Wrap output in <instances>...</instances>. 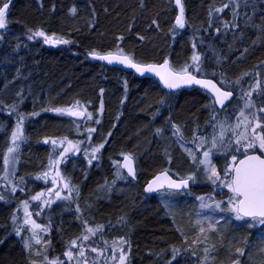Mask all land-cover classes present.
Instances as JSON below:
<instances>
[{
  "label": "trees",
  "instance_id": "16d2710c",
  "mask_svg": "<svg viewBox=\"0 0 264 264\" xmlns=\"http://www.w3.org/2000/svg\"><path fill=\"white\" fill-rule=\"evenodd\" d=\"M182 2L184 28L175 23L177 12L172 0H14L11 3L6 14V28L0 30V170L5 129L10 128L15 113L36 115L26 122L31 143L21 152V171L25 167L28 171H36L44 163L48 147L41 144L40 138L72 135L69 121L53 117L49 110L78 102L87 111L93 110L97 121L106 125L102 131L97 122L89 127L98 129L96 135L94 130L93 139L100 141L103 136L105 146L97 160L91 161L90 168L72 174L69 167L66 168L80 189V202L84 204L85 200L90 206L87 213L80 214L69 202L67 210L48 212L51 233L50 238H46L54 249L49 255L50 262L58 255L56 261L67 264L64 251L75 250L70 242L90 234L91 241L105 245L104 254L111 264H120L115 255L118 247L123 250L124 264H194L191 258L196 254V233L193 232L196 228L191 226L193 201L189 193L192 187L188 192L164 191L172 200L168 210L157 200L159 193L148 197L142 192L146 180L161 170H167L175 178L183 176L188 170V159L184 157L178 162L174 152H170L166 161L158 151L156 157L152 152L155 157L152 163L146 161L140 166L137 153L146 145L142 142L143 136L138 148L128 140V132L135 127L130 118L136 110L126 107L133 100L140 99L143 108L152 102L150 116L162 113L164 134L172 141L176 133L169 127L171 122L179 129L183 126L185 131H207L206 122L211 121L215 109L208 105L210 98L196 89L178 92L174 95L187 96V110L179 112L176 106L172 111L166 108L165 99L169 94H156L151 86L155 81L105 67L86 57L88 53L122 50L139 63H159L168 59L172 66L180 68L192 62L196 54L200 58V70L189 67L190 72L211 78L220 85L227 83L228 87L224 88L236 93L237 97L244 93L249 99L247 93L253 95L259 88L260 92L255 94H261L257 97V105L264 108V0H236L237 14L234 16L230 0ZM37 30L69 43L48 46L36 38L29 40L28 36ZM125 103L127 106L121 108L122 116L117 123L115 115ZM124 124L131 125V129L126 127L125 130ZM109 147L122 148L106 154ZM121 152L135 159L134 182L124 173L123 177L114 178L109 168L111 159L118 158ZM79 177L83 178L82 183ZM8 200L0 191V264H42L34 258L29 261L21 244L11 235L15 211L14 202ZM85 221L90 228H99L102 241L96 240L97 231L92 235L85 229ZM244 226L220 227L214 234L209 245V254L215 260L213 264H221L225 252L230 262L237 260V249H243L244 255L250 252L259 264H264V249L257 246L262 242L258 240L257 244ZM203 250L198 253L204 254ZM220 252L223 256L217 258ZM242 261L247 264V259L242 258Z\"/></svg>",
  "mask_w": 264,
  "mask_h": 264
},
{
  "label": "rangeland",
  "instance_id": "374dc122",
  "mask_svg": "<svg viewBox=\"0 0 264 264\" xmlns=\"http://www.w3.org/2000/svg\"><path fill=\"white\" fill-rule=\"evenodd\" d=\"M230 2L233 3L234 9L232 11V15L237 14V7H236V0H230ZM184 22L186 23L185 17ZM42 42H44L43 37H34ZM46 44V43H45ZM50 46H56V44H46ZM192 62L182 64L180 68H176L175 66H172V68L175 71H179L182 68H184L187 65H192ZM198 67H200V64L198 62ZM192 68V67H191ZM193 69V68H192ZM193 74H198L197 72H192ZM207 78V77H206ZM154 81V80H153ZM225 83V82H224ZM221 84V86L228 87V85ZM157 85V86H156ZM156 94L162 95L164 91H162L157 84V82H154V85L151 84ZM160 90H159V89ZM227 89V88H226ZM256 92H260V89L258 88ZM256 92L249 96V99H246L244 97V93H241V97L238 96V99L232 103L227 111H224L222 114H217L212 110V116L213 119L212 122L208 120L206 122V125H208V129L205 132L204 136H199L197 133V130H184L183 126H179L171 122L169 124V127L172 129L173 133H176L172 135V141H170V138L167 137L164 134L163 127L165 124V119L163 118L162 113H160L158 116L151 115V106L152 102H149L147 104V107L143 108L141 107V101L139 100H133L132 104H129L128 106L125 103L124 106H120V112H118L115 115V120H117V123L119 122L121 116H122V107H126L127 109L136 110V113L134 115H131V120L133 121V124L135 127L128 132V140L133 142L135 147L138 148L140 144V137L143 136L142 142H145V147L143 151H139L140 153H137V161L139 162L140 166L143 165L144 162L148 161L152 163L155 160V155L158 153L161 157H163L166 161L170 158V152H174L175 157L177 161L184 160V157L188 159V170L185 171V174L183 176H180L179 178H185L189 175L195 176V182L191 181V190L189 191L190 196L193 201V222L191 224L193 228V232L195 234V240H194V250L196 252L195 255H192V262L194 264H213L215 262L214 258L209 254V245L210 242L215 236L214 234L218 233V230L220 227L230 226L235 228H240V226H244L245 229L248 230V235H252L258 244V240L264 244V226L259 227H248V223H251L250 219L244 223V221H237L235 219V214L227 211L228 205L227 200L228 197L231 195L227 188H221L219 187V181H217L216 184H212L211 181L207 179V174L203 170V166L198 164V161L200 159H203V152L208 150L211 147V140L213 136L217 137V148L212 149V153L210 155L211 163L216 167L217 171L220 173L222 179H227L224 176V170L226 166L230 165L232 162H230L228 159L234 155H237V158L241 156V154L244 153L243 149L239 152L235 151L239 145L234 146L233 143L230 141L231 138L229 137V132H232L233 135L236 134L235 131H240L242 129L245 130V125L247 123L250 126L248 127V130L252 131L253 128L256 130H259L260 133L264 132V124L262 123L261 118L264 119V112L261 111V107H258L257 102L258 96L261 95L260 93L258 95H255ZM164 94V93H163ZM167 94V93H166ZM176 95V94H175ZM169 94V96H166L165 102H166V108L170 110H174L176 106L179 108V112H182L183 109L187 110V96L185 95H177ZM160 98V97H159ZM212 99V98H211ZM209 100V106L214 108L215 106L212 103V100ZM258 100V101H257ZM140 101V102H139ZM251 105L250 107H246V105ZM72 109L73 111H79L84 112V116L81 119H77L73 116H69L67 114H60L55 111V109ZM102 108V107H101ZM100 109V108H99ZM177 110V109H176ZM95 111V110H94ZM51 115L53 117H61L69 121L71 124L72 129V135L70 137L64 135L59 137H52L51 139H44L40 138L39 140L42 143H45V140H48L49 143H45L48 147L47 156L44 159V163L39 165L36 168V171H28L27 167L23 169V171L19 170V163H20V157L21 152L25 146H27L30 141V137L26 131V122L32 118H34L36 115H30L26 114L24 112L22 113H15L13 115V121L10 124V128L6 132L5 142H4V148L2 152V166L0 170V191L6 195V197L9 199L8 202H14L13 210L15 211L13 215V224L11 226V235H14L15 239L21 244V248L29 257V261H31L33 258L38 259V261L42 264H49L50 260V254L54 253L53 247H51L50 243L47 241L48 237L50 238V227L47 223L48 217L50 216L49 213L52 211L51 209H61V210H67L68 207L66 206V203L69 202L72 208L76 210L77 212H80V214L87 213V210L90 208V206L87 204V201L84 200V204L80 202L79 199L80 196V189L79 187L74 183V180L72 178L73 172H81L84 168L89 169L91 166V163L89 161H95L97 160L98 156L102 151L104 152L105 146L103 144V136H101V139L96 140L93 139V137L97 134L98 129L100 131L104 130L106 125L103 124V121L100 120V123H98L97 131L95 128V135L94 131L89 132V127L94 126L93 124L97 121V116L93 113V110L90 111L86 109V107L78 102H71L70 104L59 106L56 108H53L49 110ZM243 112V116L241 113ZM91 114V119H88V114ZM214 115V116H213ZM20 117H23V123H22V129H23V139L18 140L16 143L19 145L16 152L14 153L16 159L14 164H10L7 166V170H5V165L3 163V157L4 155H7V149L8 147L12 146V132L16 130V125L20 120ZM246 118V119H245ZM246 120V123H243V121ZM259 123L261 127L256 128V124ZM240 124V127L237 128L236 125ZM221 125H223L224 130V137H223V144L219 142V135L221 132ZM127 128L131 129V125H125L124 128L126 130ZM114 129L113 127H111ZM179 129V131H177ZM122 132V128L120 129ZM170 133V130L168 131V134ZM94 135V136H93ZM56 140L58 142L63 141V144H57L56 146H53L51 141ZM67 141H71L74 145L77 146V148L71 149L68 153L64 155L63 158H61L58 153H60L63 149V147H67ZM201 141H205L203 147H199L201 144ZM141 142V143H142ZM172 142V143H171ZM246 143V141H245ZM103 144V147L100 148L98 152L93 153V149L99 148L100 145ZM122 148V147H120ZM120 148H117L116 150L111 147L108 148V150L105 152L106 154H112V152L118 151ZM39 149V148H38ZM37 149V151H38ZM78 149V150H77ZM135 149V148H134ZM122 150V149H121ZM189 150L195 154L197 157V160L194 161L192 156L189 155ZM136 152V151H133ZM155 157H153V154ZM128 154L127 152H121L120 156L118 158H112L111 163L109 165V168L112 169V173H114V178L118 179V177H123L122 168L118 167L120 165L121 158ZM152 154V155H151ZM230 154L232 156H230ZM131 155V154H128ZM95 156V158H93ZM132 156V155H131ZM239 156V157H238ZM183 157V158H182ZM217 158L220 160V164L217 163ZM51 160H58L59 163L50 167V161ZM135 160V159H134ZM136 163V162H135ZM168 164H166L167 167ZM67 167H69L70 172L67 171ZM59 172V177H56V172ZM21 172V173H20ZM48 173V176L45 177L44 174ZM118 174V176H117ZM39 177V178H38ZM61 177L63 179H61ZM53 178L56 179V183L53 184L52 180ZM79 180L83 181V178L79 177ZM65 183H67L68 187H64ZM71 189V191H70ZM4 191V192H3ZM55 191H60V197L57 198L55 196ZM51 192V194H49ZM164 191L158 192L157 200L160 204H164L165 210H168V206L171 205L172 200L171 196H168L167 194L163 193ZM188 192V191H187ZM38 193H44L45 195L41 198L40 201L33 200L32 197L37 195ZM13 196L12 198H10ZM67 196V199H63V197ZM204 196L205 201L204 203L210 204L213 207L212 208H205L202 209L200 207L201 201L197 199V197ZM211 197V199H209ZM44 200H50V205H45L43 203ZM170 202V204H168ZM216 202H223L222 208H224V211L220 210H214V206ZM25 203H27V211L31 213V220H34L37 224L41 226V228H47L48 231H40L37 230L39 238L41 240L40 244H36L35 240L32 239L33 233L31 230L30 224H25V220L28 219L25 215ZM172 206V205H171ZM49 212V213H48ZM247 220V219H246ZM197 221H201L202 223H197ZM212 225L215 229L214 231L210 230L209 225ZM83 226L85 229L90 228L89 222L85 221L83 223ZM203 227L205 229L204 233L200 232V228ZM243 228V227H242ZM94 229V228H92ZM95 230V229H94ZM17 232H19V235H17ZM87 236H91L90 234H86ZM47 237V238H46ZM96 240L102 241L103 237L101 235V231H97L96 233ZM52 239V238H51ZM110 240V239H109ZM72 241H76V246L72 245ZM70 242V245L75 248V250H72V248H69L68 251H71L73 253V257L69 258L67 255H65L68 251H64V260H66L67 264H111L109 262V259H106V253L105 245L97 243V241H91V239L84 240L82 237L78 236L75 238V240H72ZM117 241V240H116ZM111 242H114V240H111ZM95 243V244H94ZM262 243L258 244L257 246L263 250L264 245L262 246ZM26 244H30L31 248L25 247ZM70 246V247H71ZM201 246V247H200ZM206 246V247H205ZM208 251L206 252L205 249ZM95 248L96 251H92V249ZM199 250H203L204 254H199ZM241 251H238V258L237 260H233L232 262L229 261V255L225 252L223 260L220 261L221 264H244L242 261V258L247 259V264H259L257 259L253 258V255L249 252L248 255H244L243 249H240ZM83 251L84 256H80L79 252ZM201 252V251H200ZM124 254V253H123ZM118 258L121 255V249L118 247L116 254ZM223 256V252L218 253L217 258H221ZM47 257V259H45ZM32 258V259H31ZM59 259L58 255L54 256L55 261L52 262V264H60L56 260ZM85 259V260H84ZM82 262V263H81ZM35 264V263H32ZM119 264V263H118Z\"/></svg>",
  "mask_w": 264,
  "mask_h": 264
},
{
  "label": "snow or ice",
  "instance_id": "6c2138e0",
  "mask_svg": "<svg viewBox=\"0 0 264 264\" xmlns=\"http://www.w3.org/2000/svg\"><path fill=\"white\" fill-rule=\"evenodd\" d=\"M2 3V7H0V30L6 28V14L9 8L10 0H0ZM176 4L180 5V15L176 17V25L179 28L185 27L184 22V15H183V6L181 5V0H176ZM227 7V5H225ZM75 12V9L72 10ZM216 11H221V9H217ZM34 37H43L44 43L46 44H56V43H69L67 40L58 39L54 37L47 36L44 31L37 30L32 35L28 36L29 40H32ZM195 47V45H193ZM93 56L100 60L108 61L109 63L118 62L121 64H125L129 67L135 68L137 72L143 74L144 72H154L157 76H159L160 80L163 82L164 86L168 89H176L181 87L182 85H202L205 89L210 90L216 96L217 102L223 107L224 102L228 100L232 93L230 91H221V88L217 87L215 83L210 80H200L197 79L195 75L192 74L188 70L189 67L194 68L195 71H199L198 62L199 56L194 54L192 57L193 64L187 65L179 71L173 70L167 60L164 61L162 65H139L133 62L132 58L125 55L122 50H118L117 53L109 52L106 55H99L97 53H92ZM259 87V84L257 85ZM247 95H251V93H247ZM251 105H246V107H250ZM57 113L60 114H67L69 116H84V112L73 111L72 109H55ZM264 112V108L261 109ZM243 116V112L241 113ZM88 119H91V114L89 113L87 116ZM23 117H20L19 122L16 125V130L12 132V146L8 147L7 155L3 157V163L5 165V170H7V166L10 164L15 163V155L17 148L19 145L16 143L18 140L23 139ZM246 119V118H245ZM99 123V121H96ZM250 126L249 124L245 125V131L240 132L236 136L235 143L239 145L235 149V151L239 152L241 148L244 151V157L242 159H238L237 156H232V163L226 166L224 170V176L227 178L222 179L220 173L217 171L216 167L211 163L210 155L212 153V149L217 148V137L213 136L211 140V147L203 152V159L198 161V164L203 166V170L207 174V179L211 181L212 184H216L219 181V187L227 188L228 192L231 194L227 200V211H230L235 214V219L237 221H244L246 219H250L251 223H248V227H259L264 226V132L256 133L255 128L252 129V136L251 138L247 135V129ZM221 127V132L219 135V142L223 144V137H224V130L223 125ZM237 128L240 127V124L236 125ZM261 127L259 123L256 124V128ZM94 131V129H89V132ZM179 131V129H177ZM246 141V143H245ZM45 143H49L48 140L44 141ZM53 146H56L58 143L63 144V141H51ZM205 141H201L199 147H203ZM68 146L63 147L62 151L58 153V155L63 158L66 153H68L71 149L77 148L71 141H67ZM103 147V144L100 145L99 148L93 149V153L98 152L100 148ZM258 149L260 154H249V150ZM78 150V149H77ZM189 155L192 156L193 160L196 161L197 157L194 153L189 150ZM95 158V156H93ZM125 163L123 165H119L118 167H122L127 169V173L130 176H135V171L133 167V159L131 155L124 156ZM58 160H51L50 167L58 164ZM91 163V161H89ZM45 177L48 176L46 172L44 174ZM56 177H59V172H56ZM39 178V177H38ZM61 179H63L61 177ZM189 181L195 182V176L189 175L186 179H181L179 182L173 180L170 176H168L167 172L162 173L161 175L157 176L147 187L146 191L153 192L159 189L167 188L169 189H182L187 188ZM57 181L53 178L52 183L55 184ZM64 187H68L67 183H65ZM71 191V189H70ZM51 194V192L49 193ZM44 193H38L34 197L33 200L40 201L41 198L44 196ZM55 196L57 198L60 197V191H55ZM68 197L65 196L63 199H67ZM198 200L201 201L200 207L202 209L205 208H212L213 206L207 203H204L205 197L200 196L197 197ZM211 199V197H209ZM43 203L45 205H50V200H44ZM223 202H216L214 206V210L224 211L225 209L222 208ZM25 207V215L29 217L25 220V224L31 225V230L33 233L32 239L35 240L36 244H40L41 240L39 238L37 230L40 231H48L47 228H41L39 224H37L34 220H31V213L27 211V203L24 205ZM197 223H202L201 221H197ZM210 230L214 231L215 229L210 224ZM97 229L88 228L87 231L92 235H95V232L98 231ZM200 232L204 233L205 229L203 227L200 228ZM19 235V232H17ZM82 239L87 240L89 236L85 235ZM120 243H126L125 241H120ZM72 245L76 246V241H72ZM25 247L31 248L30 244H26ZM92 251H96L95 248ZM207 252L208 250L205 249ZM237 251H241L237 249ZM65 255L69 258L73 257V253L68 251ZM80 256H84V252H79ZM175 258V257H173ZM47 259V257H45ZM120 264H124L125 256L123 254V250L121 249V255L119 257ZM52 264V262H49Z\"/></svg>",
  "mask_w": 264,
  "mask_h": 264
},
{
  "label": "water",
  "instance_id": "95a60500",
  "mask_svg": "<svg viewBox=\"0 0 264 264\" xmlns=\"http://www.w3.org/2000/svg\"><path fill=\"white\" fill-rule=\"evenodd\" d=\"M14 0H10V3H9V7L11 5V3L13 2ZM173 2V7L175 8L176 12H177V16L180 15V5H177L176 4V0H172ZM181 5L183 6V2L181 0ZM2 7V6H1ZM9 9V8H8ZM183 15H184V7H183ZM176 16V17H177ZM99 54V53H97ZM108 54V53H106ZM106 54H99V55H106ZM86 57L93 61V62H96V63H99L105 67H108V68H115V69H119L121 71H124V72H127V73H131L132 75H134L135 77L137 78H142V79H147V80H155L158 85L162 88V90L168 94H175V93H178V92H181V91H185V90H191V89H197L201 92H204L205 94L209 95L212 100H213V103L215 105V108L219 111H222L223 109L226 108V106L233 101V99L235 98V94L234 92L230 91V90H225L223 89L215 80L211 79V78H206V77H200V76H196L197 79H200V80H210L212 81L213 83H215L217 85V87L221 88V91H230L232 93V96L226 100L224 102V106L222 107L216 100V96L213 92H211L210 90L208 89H205L202 85H196V84H192V85H182L181 87L179 88H176V89H168L164 86L163 82L160 80L159 76H157L154 72H144L143 74L139 73L136 71L135 68H132V67H129L125 64H121V63H118V62H112V63H109L108 61H105V60H100L98 58H96L95 56L92 55V53H88L86 54ZM169 63V66L172 68V65H171V62L170 60L166 59ZM165 61V60H164ZM164 61L162 62H159V63H139V62H136L133 60L134 63L136 64H139V65H149V64H155V65H162L164 63ZM173 69V68H172ZM174 70V69H173ZM194 75V74H193ZM77 119H81L83 116H73ZM133 159V158H132ZM242 159V158H241ZM125 163L124 161V157L121 159L120 161V165H123ZM133 167H134V171H135V176H130L128 175L127 173V169L125 168H122V171L123 173L127 176V178L131 181H135L136 180V170H135V165H134V159H133ZM164 172H167L168 176H170L173 180H176L177 182H179L181 179H186V178H175L173 177L167 170H163V171H160L156 174H154L152 177H150L144 184H143V193L144 195L146 196H153L155 195L156 193L160 192V191H173V192H187L190 187H191V181H189L188 183V187L187 188H182V189H169L167 188V186H165V188L163 189H159L157 191H153V192H148L146 191L148 185L159 175H161L162 173Z\"/></svg>",
  "mask_w": 264,
  "mask_h": 264
},
{
  "label": "flooded vegetation",
  "instance_id": "af4514ba",
  "mask_svg": "<svg viewBox=\"0 0 264 264\" xmlns=\"http://www.w3.org/2000/svg\"><path fill=\"white\" fill-rule=\"evenodd\" d=\"M155 81V80H154ZM156 82V81H155ZM220 85V84H219ZM160 87V86H159ZM222 87V86H221ZM161 88V87H160ZM223 89H225V88H223ZM161 90H162V88H161ZM192 90V89H191ZM197 90V89H196ZM226 90H228V89H226ZM163 91V90H162ZM231 91V90H230ZM201 92V91H200ZM203 94H205L204 92H202ZM168 94V93H167ZM235 94V98L233 99V101L232 102H230L227 106H226V108L225 109H223L222 111H219V110H217L215 107V110H214V112L215 113H217V114H222L224 111H227V109H228V107L232 104V103H234L237 99H238V97H237V94L236 93H234ZM205 95H207V94H205ZM210 99H211V97L209 96V95H207ZM262 98H264V93L262 94ZM212 100V99H211ZM212 103H213V100H212ZM213 105H214V103H213ZM259 107H261L260 105H259ZM264 107V106H263ZM214 116V115H213ZM211 118H213V117H211ZM213 119H211V121H212ZM261 120H262V123L264 124V119H263V117L261 118ZM243 123H246V120H244L243 121ZM248 124V123H247ZM243 125H246V124H243ZM245 130L244 129H242V130H240V131H235L236 132V134H234L233 135V133L232 132H229V137L231 138V142L233 143V145L234 146H237V144L235 143V140H236V136H237V134H239L240 132H244ZM197 133H199L198 134V137L199 136H204V134H205V132L204 133H202L201 131L200 132H197ZM256 133H260L259 132V130H256ZM252 134H253V132L250 130H248L247 129V135L251 138V136H252ZM233 155L235 154L234 152L232 153ZM249 154H260V152H259V150L258 149H253V150H249ZM230 156H232L231 154H230ZM235 156H237V155H235ZM239 157V156H238ZM244 157V153L243 154H241V156L238 158V159H241V158H243ZM230 162H232V160H231V158H229L228 159ZM137 173V172H136Z\"/></svg>",
  "mask_w": 264,
  "mask_h": 264
},
{
  "label": "bare ground",
  "instance_id": "6f19581e",
  "mask_svg": "<svg viewBox=\"0 0 264 264\" xmlns=\"http://www.w3.org/2000/svg\"><path fill=\"white\" fill-rule=\"evenodd\" d=\"M126 155H128V154H126ZM124 156H125V155H124ZM124 156H123V157H124ZM123 157H122V158H123ZM122 158H121V159H122ZM134 165H135V170H136V163H135V160H134ZM161 171H163V170H161ZM159 172H160V171H159ZM122 173H123V171H122ZM157 173H158V172H157ZM155 174H156V173H155ZM148 179H149V178H148ZM148 179H147V180H148ZM179 179H181V178H179ZM147 180H146V181H147ZM142 187H143V185H142ZM142 192H143V188H142ZM143 194H144V193H143Z\"/></svg>",
  "mask_w": 264,
  "mask_h": 264
}]
</instances>
